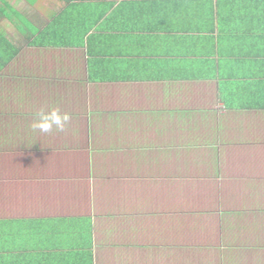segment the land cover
I'll return each mask as SVG.
<instances>
[{"label": "crops", "instance_id": "0c3cea01", "mask_svg": "<svg viewBox=\"0 0 264 264\" xmlns=\"http://www.w3.org/2000/svg\"><path fill=\"white\" fill-rule=\"evenodd\" d=\"M6 1L0 264H264V0Z\"/></svg>", "mask_w": 264, "mask_h": 264}, {"label": "clouds", "instance_id": "9594fccd", "mask_svg": "<svg viewBox=\"0 0 264 264\" xmlns=\"http://www.w3.org/2000/svg\"><path fill=\"white\" fill-rule=\"evenodd\" d=\"M70 120V114L61 111L59 107H41L34 113L31 128L41 133H50L53 130L64 132Z\"/></svg>", "mask_w": 264, "mask_h": 264}, {"label": "trees", "instance_id": "16d2710c", "mask_svg": "<svg viewBox=\"0 0 264 264\" xmlns=\"http://www.w3.org/2000/svg\"><path fill=\"white\" fill-rule=\"evenodd\" d=\"M31 1V0H30ZM0 14L2 15V16H5V17H7L8 19H12L13 18V15L16 17H18L19 15L16 13V11H14L13 9H12V7L10 6V4L6 1V0H0ZM19 19H20V17H19ZM0 38L2 39L1 40V43H0V46H1V48H3L2 46H3V44L4 43H6L7 44V47L9 48H11V51H10V53H9V51L7 52V53H9L11 56L13 55V54H15L16 53V49L12 46V44H10L9 43V41L6 39V37H3L2 35H1V33H0ZM0 48V49H1Z\"/></svg>", "mask_w": 264, "mask_h": 264}, {"label": "rangeland", "instance_id": "374dc122", "mask_svg": "<svg viewBox=\"0 0 264 264\" xmlns=\"http://www.w3.org/2000/svg\"><path fill=\"white\" fill-rule=\"evenodd\" d=\"M11 3H17L16 2V0H9ZM17 6L19 7V8H21L22 10H23V12L26 14V11L24 10L25 8L24 7H22V5L19 3V4H17Z\"/></svg>", "mask_w": 264, "mask_h": 264}]
</instances>
